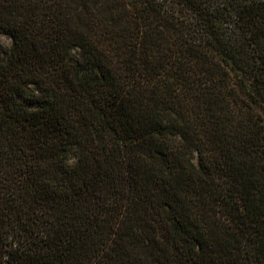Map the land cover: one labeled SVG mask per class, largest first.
I'll use <instances>...</instances> for the list:
<instances>
[{
    "label": "trees",
    "instance_id": "obj_1",
    "mask_svg": "<svg viewBox=\"0 0 264 264\" xmlns=\"http://www.w3.org/2000/svg\"><path fill=\"white\" fill-rule=\"evenodd\" d=\"M0 264H264V0H0Z\"/></svg>",
    "mask_w": 264,
    "mask_h": 264
},
{
    "label": "rangeland",
    "instance_id": "obj_2",
    "mask_svg": "<svg viewBox=\"0 0 264 264\" xmlns=\"http://www.w3.org/2000/svg\"><path fill=\"white\" fill-rule=\"evenodd\" d=\"M9 44H10L9 38L4 35H0V46L4 49L7 48Z\"/></svg>",
    "mask_w": 264,
    "mask_h": 264
}]
</instances>
